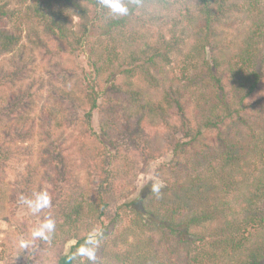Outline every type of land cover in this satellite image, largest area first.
I'll list each match as a JSON object with an SVG mask.
<instances>
[{
	"label": "trees",
	"instance_id": "obj_1",
	"mask_svg": "<svg viewBox=\"0 0 264 264\" xmlns=\"http://www.w3.org/2000/svg\"><path fill=\"white\" fill-rule=\"evenodd\" d=\"M27 1L23 2V18L7 3L0 4V56L8 54L14 59L18 56L31 59L36 53L49 55L48 49L53 45L56 49L51 54L59 55L65 50L78 51L85 44L98 94L103 100L98 104V95L87 90L84 98L71 94L69 97L83 109L87 122L93 111L97 107L100 109L101 132L112 149L96 137L92 167L100 183L93 200L85 206L71 211L65 208L62 214L60 212L63 221L56 220L58 226L51 239L40 244L47 252L39 255L33 264H88L82 258L73 261L70 253L89 233L103 225L97 264H264V176L255 182L248 170V166L258 164L259 156L264 160V54H260L264 48H259L264 42V0H193L191 6L186 0H126L129 15L106 21L107 12L103 11L104 24L99 21L98 33L91 34L90 27L100 12L99 0H64L65 7L61 10L52 8L53 0ZM152 6L165 11L179 8L184 18L183 11L196 12L193 17L199 19V36L194 38V50L199 53L203 63L201 69L208 76L215 98L213 103L205 96H199L196 102L184 86L164 94L162 101L139 99L141 94L134 90V79L146 78L151 70H161L169 64V55L181 43L176 35L167 39L162 32H157L155 40L148 39L140 52L125 51L121 44L129 39L125 25L137 18L146 23L144 14ZM66 8L72 9L71 16L79 19L75 29L68 25ZM246 14L251 23L247 30L251 42L243 49L242 66L228 68L227 62L220 60L217 53V30L234 19L233 15L243 17ZM23 19L32 23V30L24 28ZM115 26L120 28L117 40L113 35ZM208 49L212 50L209 61L206 58ZM9 77V72H0V173L6 170L16 152L21 151V146L27 145L28 149L30 146L26 154L32 157L28 166L31 169L27 172L28 180L22 183V191L30 196L37 191L42 167H60L54 158L55 148L50 150L45 137L57 140L61 129L67 125V118L66 114H52L50 110L51 123L48 124L44 115L35 121L33 92L30 88L29 92L20 89L16 80H9ZM6 78L10 81L7 86L1 81ZM191 114L197 116V122H186V140L173 149L174 159L170 166L177 172V178L164 180L167 190H162L159 197L142 192L133 199L127 192L120 199L126 202L119 206V211L132 215L136 227V243L125 249L126 239L113 237L111 233V227L116 226V216L110 210L111 196L122 195L125 180L129 179L125 171H130L136 158L149 160L159 155L156 153L159 146L142 152L141 137L135 131L144 132L146 128L156 131L155 127L162 123L169 134L175 123L190 118ZM36 138L40 140L35 152ZM56 153H59L57 149ZM245 153L251 156L248 158ZM179 164L191 167L182 172ZM261 165L264 166V162ZM224 173L233 175L238 185H244L241 187L245 193L237 198V201L242 200L241 204L229 207L225 220H221L215 203L207 202V199L211 201V195H203L205 190L211 189L209 183L205 184L204 176L213 178ZM4 184L10 185L5 174L0 176V200L6 196ZM212 184L215 187L214 181ZM231 185L225 186L223 193ZM196 193L202 197H196ZM172 199H176L177 205ZM88 220L91 223L87 224ZM172 236L176 241L164 252ZM17 238L19 241L20 237ZM70 241L75 243L67 250ZM44 245L56 248L52 251V247ZM131 246L136 249L131 251ZM3 248L6 254L8 247Z\"/></svg>",
	"mask_w": 264,
	"mask_h": 264
},
{
	"label": "rangeland",
	"instance_id": "obj_2",
	"mask_svg": "<svg viewBox=\"0 0 264 264\" xmlns=\"http://www.w3.org/2000/svg\"><path fill=\"white\" fill-rule=\"evenodd\" d=\"M25 1L27 0H0V4L7 3L10 9L17 10L20 17L23 18V2ZM30 1L28 0L27 2ZM63 2L64 0H53L51 2L52 8L54 10H61L65 7ZM186 2L191 6L193 0H186ZM262 7H264V4ZM172 8L174 7H171L169 11H165L163 9L157 10L152 6L151 8H147V12L144 14L146 23L137 18L130 24L125 25L129 39L127 42L124 41L121 44L125 47L126 52H140L144 49L148 39L155 40L157 32H162L167 39H171V36L176 35L181 40L178 49L169 55L170 63L164 65L161 70L158 68L151 70V73L146 78L134 79V90H137L141 94L139 98L141 101H162L164 94L169 91H176L184 86L185 91L193 94L196 102L199 96H205L209 100V103H213L215 98L209 86L208 76L201 69L203 63L199 53L194 50V38H198L199 36L197 33L199 19L197 20L193 17L196 12L193 11V14H188L183 11V14H186L184 18L181 17V10L179 8L178 10ZM99 10L97 20L90 27V34L97 32L99 21L101 24H104L102 20L103 11L107 12L106 21L114 18L108 9L101 6ZM65 12L68 14L66 18L69 21L68 25H72L75 29L79 19L71 16V13H73L72 9L68 8ZM233 17L234 19L229 21L228 24L222 25L217 30V42L219 44L217 53L221 56L220 60L224 59L227 62L228 68L231 65H235L234 67L242 66L244 62L241 61L243 49L251 42V36L248 34L249 31H247L251 27L249 15L246 14L243 17L233 15ZM22 22L26 23L24 28L32 30V23H28L24 19ZM113 28V35H116L115 40H117V38H120L117 36L120 28L116 26ZM131 34H134V37ZM259 48H264V42L259 45ZM55 49L56 46L53 45L48 49L50 51L49 55L44 56L42 53H36L31 59L26 56H23L22 59L19 58L20 56L14 59L12 55L8 54L0 56V72H9V80H16V85L20 89L24 91L28 90L27 92H29L28 88H30L33 92L32 106L34 108L33 116H36L35 121L44 115L48 124L51 123L49 121L51 117L50 110L52 114H66L67 118V125L61 129L57 140L51 141L48 137H45L50 150L53 151V148H55L54 158L60 164L58 169L55 166L49 168L47 165L40 169L37 191L46 190L51 195L52 201L49 208L42 210L40 213L33 214L20 201L21 195L26 196L22 191V183L28 180L27 172L31 169L28 166L31 165L32 157L26 154L30 146L29 149L27 145L21 146V151L18 150L16 152L6 170L0 173V176L5 174L7 181L10 182V185H3V192L6 196H1L2 200H0L2 201L0 204V264H33L39 255L42 256V253L47 252L43 246L41 247V241H37L35 251L28 259L26 258V253L18 256L19 241H17V236L20 239L28 238L32 230L41 223L44 217L48 216L55 221L57 220V222H62L63 219L59 215L60 212L62 214L65 208L71 211L78 206L82 207L86 203L91 202L93 200L92 197L95 195V189L100 183L99 177L92 167V157L94 155L92 148L96 137L99 140H104L112 151L109 141L105 139L101 132L100 109L97 107L93 111L91 120L87 122L84 119L85 113L83 109H81L77 102L71 101L69 97L71 94L75 97L84 98L85 91L87 90L89 92L93 91L96 96L98 95V104H101L103 100V97L98 94L99 90L95 82V73L90 61L88 48L84 44L82 49L75 52L65 50L64 53L59 55L51 54ZM260 54L263 55L264 51ZM211 56L212 50L208 49L206 55L208 61L211 59ZM9 80L6 78L1 81L7 86L10 82ZM220 93L222 94L221 89ZM26 101L24 99V102ZM196 119L197 116L193 114L190 115V118L180 119V123H175V128L169 134H167L168 130L165 124L162 123L158 127H155L156 131L148 128L144 132L140 129L135 131V133L139 132L140 134L142 152L156 149L159 146L156 151L159 155L149 158V160L136 158L135 165L130 171L128 169L125 171L126 178L129 177V179L125 180L124 187H126L122 195L111 196L109 203L111 205L110 210L112 215L116 216V226H113L114 228L111 227V233L113 237L123 236L126 239L124 242L125 249L131 244L136 243V238L134 237L136 227L132 215L129 213L125 214L123 210L119 211V206L126 202L125 199L122 201L120 199L127 192L131 199L137 198L142 192L143 194L151 192V183L156 180L164 184L162 190H167V183L164 180L177 178V172L170 166V163L174 159L173 149L176 144L186 140V122L190 120L197 122ZM35 140L36 146L34 150L36 152L40 139L36 138ZM128 143L132 146L130 138ZM56 149L59 153H56ZM19 152L23 154H19ZM245 155L249 158L251 153H245ZM120 158L123 159V157ZM258 160V164L248 166V170L251 171L255 182L264 176V166L261 165L264 160H262L261 156H259ZM190 167L179 164L182 172H186ZM127 172L130 174L129 176H127ZM255 172L257 173L256 177L254 176ZM213 178L204 176L205 184L209 183L211 189L210 191H208L209 189L205 190L203 195L206 193L211 195V201L207 199V202L215 203L218 218L225 220L229 212L228 208L241 204L242 200L237 201V198L245 193L241 187L244 185H238L235 177L233 175L227 176L226 173L221 176H214ZM213 181L215 182V187H213ZM230 184H232L231 187L223 193L222 189ZM212 188L215 190H212ZM212 195H214V199H212ZM196 197L202 196L196 193ZM171 202L177 205L176 199H172ZM89 223H91L90 220H88L87 224ZM57 226L58 224L56 223ZM97 231L104 233V225ZM147 234L149 235L150 233ZM175 241L176 237L172 236L169 245L163 248V251L167 252ZM74 243L75 241H70L67 244V250ZM4 246L8 247L6 254L3 253ZM44 246L52 247V251L56 248L53 245ZM135 249L133 246L130 247L131 251Z\"/></svg>",
	"mask_w": 264,
	"mask_h": 264
},
{
	"label": "clouds",
	"instance_id": "obj_3",
	"mask_svg": "<svg viewBox=\"0 0 264 264\" xmlns=\"http://www.w3.org/2000/svg\"><path fill=\"white\" fill-rule=\"evenodd\" d=\"M129 2H135V0H129ZM129 2L126 0H99L100 5L109 10V13L113 17H123L130 14ZM164 184L156 180L151 183L150 191L152 194L159 197L162 194ZM20 201L33 214L40 213L42 210L51 206L52 197L46 190L34 191L30 196H20ZM56 230V221L51 217H44L41 223L32 230L28 238H21L18 242V249L20 256L23 253L27 254V259L35 251L37 241H49L51 236ZM103 238L102 231L93 230L83 240L82 243L70 253L73 261L77 258L86 259L88 264H97V250L100 245V241ZM17 256V257H18ZM16 257V258H17Z\"/></svg>",
	"mask_w": 264,
	"mask_h": 264
}]
</instances>
